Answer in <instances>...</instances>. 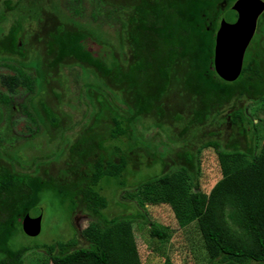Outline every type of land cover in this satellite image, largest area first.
Listing matches in <instances>:
<instances>
[{
	"label": "trees",
	"instance_id": "1",
	"mask_svg": "<svg viewBox=\"0 0 264 264\" xmlns=\"http://www.w3.org/2000/svg\"><path fill=\"white\" fill-rule=\"evenodd\" d=\"M237 1L4 2L16 16L5 33L2 27L8 24V17L0 12V68L17 72V76L1 79L9 93L14 94L19 87L41 93L51 84L55 71L69 62L81 70L71 79L80 87L75 97L79 94L84 117L83 122H77L80 132L74 133L78 138L69 147L63 174L74 194V210L83 208L93 223L87 232L68 241L11 249L9 243L17 225L31 210L39 208L36 201L44 184L40 177L0 165V264H25L28 256L36 252L45 257L42 264H144L134 225H148L152 240L160 244L167 242L170 235L167 229L150 222L139 207L129 213L130 204L119 200L118 192H138L144 205L169 206L182 229L197 224L209 264H264V119L255 124L247 106L237 103L247 98L264 114V17L259 20L236 81L221 79L214 66L220 23L223 17L228 22L236 20L231 9ZM45 22L51 27H46L48 51L44 67L39 59L24 65L5 56L26 59L27 25L41 26V34ZM95 25L102 28L101 32L94 30ZM103 39V53L89 48L90 40ZM177 92L184 103L178 111L173 110L172 118L174 124L183 122L185 128L172 139L164 122L172 112L164 102ZM32 102L33 99L31 107ZM11 104L12 97L0 89V122ZM40 105L44 119L35 106L27 110L38 129L22 144L34 141V146L28 147L32 149L42 144L35 150L41 157L59 153L56 159L51 154L45 156L46 164L61 158L71 137L60 131L56 143L59 149L47 151L49 144H55L48 124L57 129L62 119L47 102ZM72 108L81 113L80 106ZM225 111L226 117H222ZM145 117L155 118L156 122L145 126ZM215 124L217 129L209 131V140L192 151L187 134L193 130L196 136L197 129ZM223 124L234 130L230 140L229 133L222 136ZM20 145L3 149L2 157L13 160L9 153ZM207 149L216 154L221 171V179L209 193L202 190L200 183L201 155ZM171 153L176 154L179 164L133 182L144 165L148 168L162 164L163 169L164 158ZM145 155L153 157V161L145 162ZM105 191L112 192V199ZM112 201L123 213L109 218L105 212ZM157 244L153 245L155 249ZM164 264L173 263L166 259Z\"/></svg>",
	"mask_w": 264,
	"mask_h": 264
},
{
	"label": "rangeland",
	"instance_id": "2",
	"mask_svg": "<svg viewBox=\"0 0 264 264\" xmlns=\"http://www.w3.org/2000/svg\"><path fill=\"white\" fill-rule=\"evenodd\" d=\"M5 1L7 0H0V12L2 11L8 17V24H5L2 27L4 32L8 33L16 16L12 12L8 11V9L4 6ZM50 12L52 13V10H50ZM40 27H37V24L27 25L26 29L29 40L26 46V59L22 60L19 59L18 56L14 55L5 56L13 59L15 63L18 62L24 65H31L33 64L34 60L36 61L39 59V61H41V66H43L47 56L46 52L48 51L46 47L47 39L45 37L46 27H51V25H48V23L45 22L42 29L43 34L38 32L40 31ZM94 28L96 32H101L102 30V28L96 25ZM85 29L91 30L87 27ZM102 32L104 34L106 33L105 31ZM112 34L113 33L110 34V37ZM115 35L116 34L114 33L113 36ZM0 37H2L1 34ZM104 41L106 40H90L89 48L96 53H103L100 45L101 43H104ZM0 57L3 56L0 55ZM78 74H81L79 67H77L74 62H69L55 71V74L50 78L51 84L46 85L41 93L34 94L25 87H19L14 94H11L8 92L6 87L2 85L1 79L5 76H17V72L8 68H0V89L12 97L10 111H8V113L5 115L4 120H1L0 122V136L3 138V142L0 144V165L8 166L9 169L21 173L40 177L42 178V183L44 184L43 190L38 196V201H36L38 204L37 207L43 210L41 233L36 236L35 229L32 225L21 222L19 225H17L16 231L9 243L10 248L13 250H18L23 247L35 248L71 240L75 237V235L81 234L82 232H87V229L91 223H93L92 219L85 215L83 208H79L77 211L74 210V194L68 185L69 183H67V181L65 183L64 180L66 177L63 174V171L67 170L66 164L69 157V147L76 140V138H78V134L80 132V129L76 127L77 122L82 121L84 117L83 112L85 109L83 108L82 104L79 103V101H81L78 97L79 94L77 95L78 99L75 97L76 92L79 91L80 87H78L76 80L71 79V77L77 76ZM31 99H33L32 107L29 104ZM42 102H47L62 119L59 124V128L57 129L51 128L50 124H48L50 129L49 131L53 136L52 140L55 142V144H49L47 151L49 152V150H54L55 147L59 149V145L57 146L56 143H59V137H57V135L60 131L71 137V143L67 145L61 158L57 161L52 159L46 164H44V162L47 160V158H44L45 156L48 157L51 154L56 159L59 153L51 152L49 155H44L41 157L36 155L35 150L41 148L42 144L36 145L37 147L35 149L28 148L30 145L34 146V141L28 142L29 144H22L25 140H29L31 137L35 136L38 129L37 126L29 119L27 110L31 111L30 108L35 106L44 119L40 105ZM250 102L247 100V98H243L237 103L241 107L247 106L248 112L254 116L255 124H258L261 119H264V114L261 111L262 109H259L258 106H255ZM164 103L166 105V109L172 112V114H169V116L166 117V121L164 120V122L167 124V131H169V134L167 135H171V138L175 139L176 137L180 136V133L185 128V124L183 122L174 124V120L172 118L173 110L178 111L179 108L183 106L182 103H184V100L177 92L172 96L170 95ZM73 106L78 108L80 106L81 113L75 111V109L72 108ZM228 109L229 106L226 111ZM226 111L223 113L222 117H226ZM155 122V118L145 117L142 121V124L145 126H153ZM217 125L215 124L211 127L197 129L198 132L196 136H193V130H191L187 134V138H191L192 140L190 149L194 152L197 151V149L201 147V144H203L202 141L209 140V131H216ZM220 129L223 131V137L228 136L227 133H229L230 136H228L227 139L230 140L233 138L232 134H234V130L232 131L226 124L221 125ZM74 133L78 134L74 135ZM143 133L147 135L145 131H143ZM43 135L44 132L41 136L44 142L46 138L43 137ZM152 135L154 136L155 132H152ZM158 140L160 139L158 138ZM164 143L168 144L166 140H164ZM17 145L20 146H18L17 149H15L12 153H9L13 160L10 159L11 157H9V159H4L2 157L3 149L9 150ZM127 146L128 145H126V147ZM128 149L129 147H127V150ZM179 151H182V149ZM152 153H154L153 150ZM159 153L162 154L160 150ZM35 156H39L40 158H33ZM17 157L20 159V161H18L19 159H17ZM164 160L166 162V166L163 169L162 164H155L153 167L151 166L148 168H146V165L142 166L133 182L138 183L139 181H144L148 177H152L163 171L170 170V167L173 166L174 163H180L179 159L174 153L169 154V156L165 157ZM146 161H153V157L145 155V162ZM220 179L221 171L216 154L211 149L204 150L201 155L200 183L202 190L206 193H209ZM111 194L112 192L105 191V195L112 199ZM118 194L119 200H121L123 203L130 204L128 210L129 213H134L136 206L139 207L144 211L147 219L150 220V222L167 229L168 234L170 235V238L167 242L160 244L152 240L150 236V227L148 225H142L139 223L134 225L140 256L144 264H164L166 259H170L173 264H209L210 259L207 254L199 226L197 224H192L191 226L182 229L179 227L174 213L169 206L144 205L141 202L138 192H118ZM122 210L123 209L116 206L115 201H112L110 203L109 209L106 210L105 215L109 218H112L123 213ZM76 230L78 231L77 234ZM154 243H158V247L156 249L155 246H153ZM43 259H45V257H43L41 253L36 252L28 256L25 264H42Z\"/></svg>",
	"mask_w": 264,
	"mask_h": 264
},
{
	"label": "water",
	"instance_id": "3",
	"mask_svg": "<svg viewBox=\"0 0 264 264\" xmlns=\"http://www.w3.org/2000/svg\"><path fill=\"white\" fill-rule=\"evenodd\" d=\"M234 22L223 19L217 33L214 66L218 76L226 82L236 81L243 70L246 51L253 40L258 20L264 13L263 0H238L231 9ZM43 210L35 208L26 216L38 236L42 229Z\"/></svg>",
	"mask_w": 264,
	"mask_h": 264
},
{
	"label": "flooded vegetation",
	"instance_id": "4",
	"mask_svg": "<svg viewBox=\"0 0 264 264\" xmlns=\"http://www.w3.org/2000/svg\"><path fill=\"white\" fill-rule=\"evenodd\" d=\"M263 17H264V13L260 16V18H263ZM260 18H259V20H260ZM223 19H224V17L222 18V21H223ZM259 20H258V24H259ZM222 21H221V22H222ZM220 26H221V23H220ZM257 30H258V25H257ZM257 30H256V33H257ZM256 33H255V34H256Z\"/></svg>",
	"mask_w": 264,
	"mask_h": 264
}]
</instances>
